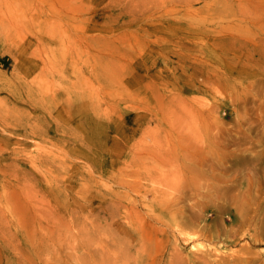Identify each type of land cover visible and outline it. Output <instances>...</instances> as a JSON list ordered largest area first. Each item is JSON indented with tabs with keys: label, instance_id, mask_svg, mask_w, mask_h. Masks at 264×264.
Masks as SVG:
<instances>
[{
	"label": "rangeland",
	"instance_id": "1",
	"mask_svg": "<svg viewBox=\"0 0 264 264\" xmlns=\"http://www.w3.org/2000/svg\"><path fill=\"white\" fill-rule=\"evenodd\" d=\"M0 264H264V0H0Z\"/></svg>",
	"mask_w": 264,
	"mask_h": 264
},
{
	"label": "bare ground",
	"instance_id": "2",
	"mask_svg": "<svg viewBox=\"0 0 264 264\" xmlns=\"http://www.w3.org/2000/svg\"><path fill=\"white\" fill-rule=\"evenodd\" d=\"M240 4H241V3H240ZM249 10H250V9H249ZM249 10H248V12H249ZM250 11H251V10H250ZM253 12H254L255 15L257 16V14H256V12H255L254 10H253ZM251 13H252V11H251ZM246 14H247V16L250 15V13H249V14L246 13ZM253 15H254V14H253ZM243 16H244V15H243ZM256 16H254V19H255ZM258 16H259V15H258ZM240 17H242V15H241ZM244 17H245V16H244ZM244 17H243V18H244ZM248 17H249V16H248ZM248 17H247V18H248ZM252 17H253V16H252ZM252 17H251V18H252ZM259 18H260V16H259ZM259 18H258V19L256 18L257 21L259 20ZM254 19L252 18V20H254ZM260 19H261V18H260ZM247 21H248V20H247ZM247 21L245 20L246 23H247ZM259 22H261V20H260ZM259 22H258V23H259ZM249 23H250V19H249ZM261 23H262V22H261ZM253 24H254V23H253ZM5 109H6V108H5ZM9 110H10V109H9ZM12 111H13V110H12ZM5 112L8 113V115H9V112H7V110H6ZM5 112L3 111V113H5ZM12 113H14V111H13ZM5 115H6V114H5ZM8 115H7V116H8ZM10 115H12V114H10ZM10 115H9V116H10ZM16 116H17V115L14 114V119L17 120L18 117L16 118ZM10 117H11V116H10ZM11 119H12V118H11ZM12 120H13V119H12ZM16 120H15V121H16ZM19 121H21V119H20V120H17V122L20 123V124L23 123V122H19ZM1 122H2V121H1ZM3 124H4V122H3ZM25 124H26V123H25V120H24L23 125H25ZM18 125H19V124H18ZM19 126H20V125H19ZM27 126H28V124H27Z\"/></svg>",
	"mask_w": 264,
	"mask_h": 264
}]
</instances>
